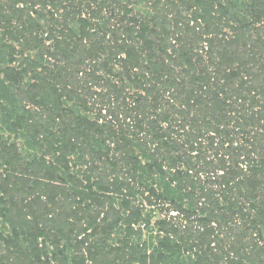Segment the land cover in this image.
<instances>
[{
  "label": "trees",
  "instance_id": "obj_1",
  "mask_svg": "<svg viewBox=\"0 0 264 264\" xmlns=\"http://www.w3.org/2000/svg\"><path fill=\"white\" fill-rule=\"evenodd\" d=\"M0 264H264V0H0Z\"/></svg>",
  "mask_w": 264,
  "mask_h": 264
},
{
  "label": "rangeland",
  "instance_id": "obj_2",
  "mask_svg": "<svg viewBox=\"0 0 264 264\" xmlns=\"http://www.w3.org/2000/svg\"><path fill=\"white\" fill-rule=\"evenodd\" d=\"M0 221H1V219H0ZM0 228H2V227H1V224H0ZM0 230H1V229H0Z\"/></svg>",
  "mask_w": 264,
  "mask_h": 264
}]
</instances>
